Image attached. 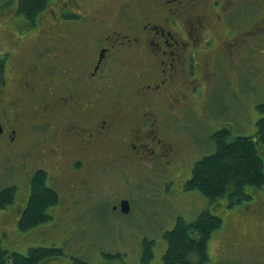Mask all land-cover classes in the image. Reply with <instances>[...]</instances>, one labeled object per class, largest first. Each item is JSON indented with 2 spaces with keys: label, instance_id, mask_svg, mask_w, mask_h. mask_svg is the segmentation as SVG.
Instances as JSON below:
<instances>
[{
  "label": "flooded vegetation",
  "instance_id": "flooded-vegetation-1",
  "mask_svg": "<svg viewBox=\"0 0 264 264\" xmlns=\"http://www.w3.org/2000/svg\"><path fill=\"white\" fill-rule=\"evenodd\" d=\"M78 1L63 0L58 10H53L54 21L62 24L63 21L77 20L81 16L80 13L88 12L85 14L88 22L87 33L77 36L82 30L80 29L74 33V39L68 38L70 33L66 31L53 34L49 40L59 45L57 50L44 49L42 45L40 48L36 46V51L28 58V55L18 52L24 40V37L19 35L21 30H18L17 38H2L0 95L4 96V100L0 102V185H5L2 184L4 182L1 178L12 171V168H16L14 160L17 156L26 153L27 128L34 120L58 134L57 139L46 141L48 143L43 145L44 148L39 146V151L51 153L54 162L58 161L57 157L63 158V167L81 169L84 177L80 182L85 183V186H89L90 180L95 176L90 174L89 168L92 167L87 161L88 156L95 154L96 168L122 167L121 162H124V167L133 164L142 149L145 157H157L167 168L170 166L176 171L181 169L196 146L194 143H183L175 135V132L182 131L177 126L173 128L172 121H182L183 125L194 123L198 126V104L202 106L205 102L208 109L216 89L221 84L231 83V76L234 74L231 73V67L223 73L221 69L225 68L228 60L233 59L232 54L251 44L264 24V17L247 26L239 19L238 23L235 19L232 21L230 15L235 13L236 6L248 0H137L138 5L133 8L127 7V1L91 0L89 6L93 2L97 3L92 9L85 7L84 1L75 5ZM75 7L80 8L82 12L77 11ZM101 9L105 10V13ZM135 12L138 13L137 18L133 16ZM99 14H107L103 19L115 20L116 24L108 33L93 37L99 26L100 20L96 16ZM239 14H235L237 18L240 17ZM36 19L30 20L33 25L38 24L39 20L36 22ZM212 23L219 33L208 35L209 39H205V30ZM188 24H193L192 33L188 30ZM193 31L196 32V37ZM123 44H126L125 47L120 49ZM125 48L133 53L128 56L121 55L119 52H126ZM152 48L162 52L158 53L155 62L151 58ZM233 62L234 59L231 63ZM114 66H119L125 69L126 73L133 75L135 70H138L140 78L138 81L132 78L129 81L130 86L135 95L138 93L136 89L143 87L148 96L142 97L138 93L139 97L128 98V103L114 102L113 107H118L117 109L109 107L113 96L101 82L108 81L109 73L106 72H110ZM76 69L81 72L77 73ZM57 76L61 77L64 83L53 88L51 81ZM113 89L120 91L122 88ZM213 89L215 91L212 93ZM186 90L190 93L187 94ZM48 91L52 92L50 98L45 94ZM144 91L139 92L145 94ZM184 95L190 96L191 100L187 102ZM90 96L96 98L92 99ZM206 96L207 100L203 101L204 98L201 97ZM29 98L33 101L30 102ZM152 99L156 103L148 110L143 104L151 102ZM173 103L176 110L167 109V106ZM133 112L136 118L129 124L128 120H132ZM93 123L96 125L94 129ZM163 128L167 129L166 136ZM169 128L171 130H168ZM97 129L105 131L104 136L112 137L117 143L112 155L108 150L113 149H106L107 142L111 139H106L103 135L99 139L95 138L98 136ZM109 131L119 132L113 134ZM194 133V141L197 143L199 132ZM46 134L49 135V132ZM114 136L116 140L113 139ZM97 142L99 143L96 144ZM100 142L106 143L103 144L105 148L99 145ZM189 146L190 151L187 152ZM105 157L112 160L107 162L106 166L102 164ZM48 165L55 167L56 164ZM41 167L49 173L50 167ZM26 174L27 170L19 171V175ZM7 186L18 188L19 184L15 182L2 186L0 191ZM17 194L15 191L14 197H17ZM26 204L23 207L18 206L15 211L18 217L14 222L20 230H23L20 220ZM7 237L8 231L0 230V242ZM7 244L20 246V250L24 252L19 253L28 255V247L12 244L9 238ZM9 245L5 246L11 248ZM40 246L62 248L52 242ZM0 249L10 251L3 246H0ZM54 253L51 255H55ZM47 256L49 259L42 260L41 264H60L59 261L63 262L65 259L69 264H82L80 259H83L66 253L64 249L55 256Z\"/></svg>",
  "mask_w": 264,
  "mask_h": 264
},
{
  "label": "rangeland",
  "instance_id": "rangeland-1",
  "mask_svg": "<svg viewBox=\"0 0 264 264\" xmlns=\"http://www.w3.org/2000/svg\"><path fill=\"white\" fill-rule=\"evenodd\" d=\"M18 1L0 0V49L3 46L2 38L5 36L17 38L18 30H21V33L18 34L24 37L18 52L28 55V58L36 51V46L40 48L42 45L44 49L57 50L59 45L49 40V37L55 33L66 31L70 33L68 38L73 39L74 33L80 29L82 30L76 34L77 36L87 33L88 22L85 14L88 12L80 13L81 16L77 20L63 21L62 24L54 21L55 12L53 10L57 11L63 0H51L44 12L39 14L42 18L37 15L36 22L37 20L39 22L35 25L18 11ZM82 1L89 9L97 5L96 2H93L89 6L91 0H79L75 5ZM116 1H127V7L131 8L138 5L137 0ZM75 9L82 12L78 7ZM102 11L105 13V10ZM240 12L241 14H239ZM235 14H239L240 17L237 18ZM96 16L100 21L93 37L108 33L116 24L115 20L103 19L107 14ZM133 16L137 18L138 13H133ZM230 16L233 22L235 19L238 23L239 19L247 26L256 19L264 17V0H248L239 4L235 8V13H231ZM192 27L193 24H188L190 33H192ZM216 29L217 27L212 23L205 30V39H209L208 35L219 33ZM260 30L251 44L232 54L234 62L231 63L233 61L231 58L225 63V68L221 69L223 73L227 71L228 67H231V73H234L231 76V83L221 84L216 91L215 89L211 91L215 92L208 109L205 102L202 103L204 104L202 106L198 104V108H196L199 119L198 126L194 123L184 122L186 125H183L182 121H172V127L177 126L182 131L175 132V135L183 143L192 145L194 143L196 146L191 150L189 160L185 161L182 168L177 171L171 169L168 163L167 168L157 157L150 155L145 157L142 149L139 151V157L136 155L135 163L125 167L124 162H121L122 167L96 168L95 154L88 156L87 159L92 167L89 168V172L95 176L90 175L93 180H90L89 186L86 185V187L85 183L80 182V179L84 177L81 169L63 167L61 165L63 158L57 157L58 161L54 162L51 153L39 151L38 147L44 148L43 145L48 143L46 141L58 138L56 131L51 130L48 126L44 127L36 120L31 122L26 133L28 146L26 153L18 155L14 160L16 168H12V171L1 178V181L4 182L2 184L10 185L18 182L19 187L16 188L18 194L15 201L8 204L9 206L0 207V230L8 231V237L0 242V246L9 248L10 251L17 250V252L23 253L20 246L7 244L8 238L12 244H20L23 248L28 247L29 251L36 246L52 242V244L62 246L66 253L87 259L91 264H141L143 241L145 238H149L155 240L154 257L150 264H163V253L167 247L164 234L166 230L174 226L178 216L182 215L188 220H193L202 210L211 208L216 214L222 216L223 225L208 240L210 260L207 264H264V243H260L264 242V185L259 188L248 187L247 192H250L252 197L233 206L229 205L227 196L222 197L218 202L211 203L210 199L199 190L186 187L187 181L192 176L194 164L203 156L211 154L215 149L214 141L211 139L214 131L222 127H230L233 134L251 135L257 129V121L260 116L258 104L264 101V24ZM193 35L196 37L195 31H193ZM75 38L77 39L76 36ZM125 45H121L120 49ZM125 50L126 52L119 53L123 56L133 53L128 52L127 48ZM160 51L157 48H152L150 53L154 62L159 56L158 53H162ZM121 69L119 66H114L110 72H106L109 73L108 81L101 82L104 83L103 86H107L108 92L113 96L109 107L116 109L118 107H113V103L116 101L117 103L121 101L128 103V98H138L139 94L142 97L148 96V92L144 91L146 89L143 87H140V90L136 89L139 94L135 95L130 86L129 81L132 78H135V81L140 78L141 74L138 73V70H135L133 75L126 73L125 69ZM76 72L80 73L81 70L76 69ZM62 80L57 76L51 81L52 87L56 88L62 85L64 83ZM182 80L184 81V79ZM113 87L122 89L119 91ZM141 90L145 94L139 92ZM186 91L187 94L190 93L189 90ZM45 94L47 98L52 96L51 91ZM90 98L96 97L90 96ZM184 98L187 102L191 100L188 95H184ZM201 98H204L203 101L207 100V96ZM3 100L4 96L0 95V102ZM32 101L33 99H30V102ZM155 103L152 99L151 102H145L143 106L150 110ZM167 109L176 110V105L169 104ZM91 117L94 120L92 115ZM131 118L132 120H128L129 124L131 121H135L134 112ZM189 119L198 120L194 117H189ZM95 126L93 123L92 129ZM124 128L126 129V127ZM47 132L49 135L46 134ZM97 132L98 136L95 138L99 139L101 135L105 137L103 134L105 131L97 129ZM194 132H199L197 143L196 140L194 141L196 138ZM110 133L116 134L113 131ZM163 133L166 136L167 129L163 128ZM86 136L90 138L88 135ZM105 138L111 139L107 142L106 149L112 148L113 150H108L112 155L117 148L114 147L117 143L112 140V137ZM113 139L116 140V137L114 136ZM103 144L106 143L100 142L99 145L105 148ZM189 151L190 146L187 149V152ZM47 155L49 156L46 157ZM47 161H49L48 164H56L55 167L49 166ZM111 161L105 157L102 164L106 166L107 162ZM42 165L50 167L49 182L59 190L61 200L59 204L50 208L52 215L50 220L29 229L20 230L16 228L14 222L18 217V213L15 211L18 210V206L23 207L27 203L30 193V178L32 173ZM20 170H27V174L19 175ZM5 185H0V188ZM125 198L130 201V211L127 213L123 212L120 206L121 200ZM257 238H260L261 241H257ZM3 243L11 246L12 249ZM28 249L26 253L29 252ZM53 253L51 252L49 255L58 254L51 255ZM118 254L121 255L117 256ZM47 257L42 260H48ZM42 260L35 264H41ZM65 260L59 261V263L69 264Z\"/></svg>",
  "mask_w": 264,
  "mask_h": 264
},
{
  "label": "trees",
  "instance_id": "trees-1",
  "mask_svg": "<svg viewBox=\"0 0 264 264\" xmlns=\"http://www.w3.org/2000/svg\"><path fill=\"white\" fill-rule=\"evenodd\" d=\"M50 1L19 0L17 9L29 20H35L49 6ZM258 110L260 116L255 133L233 134L230 127H222L212 133L215 149L194 164L192 176L186 183L188 189L199 190L211 203L227 196L229 205L233 206L252 197L247 192L248 187L259 188L264 185V101L258 104ZM49 177L43 167L32 173L28 201L20 220L23 230L50 220V208L61 200L59 190L50 184ZM16 188L7 186L1 189L0 207H6L15 199ZM222 225V216L211 208L202 210L193 220L178 216L174 226L164 234L167 247L163 253V264H207L210 260L208 240ZM257 241L261 240L257 238ZM154 245L155 240L144 239L141 264H150L154 257ZM53 250L57 253L63 251L61 248L40 246L24 255L0 249V264H35ZM80 260L82 264H91L87 259Z\"/></svg>",
  "mask_w": 264,
  "mask_h": 264
},
{
  "label": "water",
  "instance_id": "water-1",
  "mask_svg": "<svg viewBox=\"0 0 264 264\" xmlns=\"http://www.w3.org/2000/svg\"><path fill=\"white\" fill-rule=\"evenodd\" d=\"M0 131H1V123H0ZM120 206L123 212L127 213L130 211V201L129 199L125 198L122 199L120 202Z\"/></svg>",
  "mask_w": 264,
  "mask_h": 264
}]
</instances>
